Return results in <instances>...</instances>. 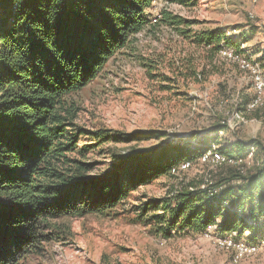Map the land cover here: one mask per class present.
I'll list each match as a JSON object with an SVG mask.
<instances>
[{"label":"trees","instance_id":"obj_1","mask_svg":"<svg viewBox=\"0 0 264 264\" xmlns=\"http://www.w3.org/2000/svg\"><path fill=\"white\" fill-rule=\"evenodd\" d=\"M156 1L0 0V264H18L20 257L40 249L55 219L110 211L158 178L179 177L172 167L197 161L220 142L218 132L227 130L223 123L203 137L112 153L111 167L93 174L97 164L88 152L94 143L80 145L82 138L131 143L168 135L162 130L91 131L75 123L78 108L67 102L148 26L194 23L165 11L155 19ZM169 1L188 6L194 0ZM225 36L213 29L194 42L210 48L212 59L222 46H238ZM221 144L220 151L238 157L256 147L261 165L247 174L222 166L224 174L208 180L210 188L220 189L215 198L201 188L207 179L182 181L171 197L134 206L136 220L166 237L174 230H204L217 218L220 235L252 230L254 236L261 228L264 233V151L259 156L255 139ZM225 201L230 206L223 209Z\"/></svg>","mask_w":264,"mask_h":264},{"label":"rangeland","instance_id":"obj_2","mask_svg":"<svg viewBox=\"0 0 264 264\" xmlns=\"http://www.w3.org/2000/svg\"><path fill=\"white\" fill-rule=\"evenodd\" d=\"M153 5L155 19L165 11L194 23L148 26L119 49L86 87L70 93L67 102L78 108L75 123L91 131L162 130L168 135L131 143L82 138L80 145L94 143L88 152L97 164L93 174L111 167L112 153L209 135L230 118L238 96L243 101L253 98L249 74L237 62L223 58L220 50L211 59L210 48L194 39L202 32L222 29L238 45L232 48L264 67V0H194L188 6L157 0ZM223 136L230 142L255 139L261 156L264 109L249 114L246 122ZM224 172L197 159L186 173L158 178L110 211L55 219L41 248L20 257L18 264H229L231 251L219 249L203 237V230H174L171 236H162L155 226L138 222L134 210L151 198L171 197L182 181L211 183ZM261 229L254 236L252 230L236 231V237L252 242L263 235ZM243 264H264V253L246 258Z\"/></svg>","mask_w":264,"mask_h":264},{"label":"built area","instance_id":"obj_3","mask_svg":"<svg viewBox=\"0 0 264 264\" xmlns=\"http://www.w3.org/2000/svg\"><path fill=\"white\" fill-rule=\"evenodd\" d=\"M159 17L160 14H157L156 18ZM220 54L223 58L237 62L240 68L249 74L254 95L247 103H243V100L239 96L235 99V108L232 111L230 118L227 121L222 122L227 126V130H221L218 132L220 142L213 143L209 148L201 153L198 160L204 164H210L213 169H220L222 166L230 165L235 167L241 174H247L249 169H253L261 165V160L256 157L257 148L251 146L243 157H238L223 153L220 151V147L222 145L221 142L226 139V136H223L226 131L232 130L239 123L246 122V118L249 114L256 112L257 110L264 109V67L259 60L250 59V57L239 53L232 47L222 46ZM192 165L193 161L191 160L182 161L172 167L171 173L179 174L181 172L188 171ZM209 184L208 180H206V182L202 184L201 188L203 190H207L209 197L215 198L219 194L220 189H212ZM229 206V201H225L223 209H226ZM240 212L243 213L242 211ZM220 221L221 219L217 218L215 222L208 224L203 230V237L213 240L219 249L231 251L232 258L229 264H243V261L246 258L264 253V233L252 242L238 240L236 237V231L227 235H220L218 233L217 228ZM246 232L248 233L249 231Z\"/></svg>","mask_w":264,"mask_h":264},{"label":"crops","instance_id":"obj_4","mask_svg":"<svg viewBox=\"0 0 264 264\" xmlns=\"http://www.w3.org/2000/svg\"><path fill=\"white\" fill-rule=\"evenodd\" d=\"M237 152H239V150H238ZM240 152H241V151H240Z\"/></svg>","mask_w":264,"mask_h":264}]
</instances>
